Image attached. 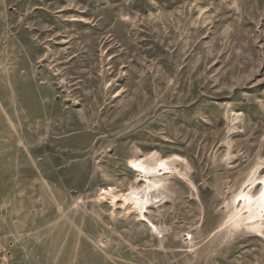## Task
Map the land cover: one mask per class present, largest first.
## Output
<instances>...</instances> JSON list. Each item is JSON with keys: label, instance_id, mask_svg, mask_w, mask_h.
Returning <instances> with one entry per match:
<instances>
[{"label": "rangeland", "instance_id": "1", "mask_svg": "<svg viewBox=\"0 0 264 264\" xmlns=\"http://www.w3.org/2000/svg\"><path fill=\"white\" fill-rule=\"evenodd\" d=\"M263 178L264 0H0V264H264Z\"/></svg>", "mask_w": 264, "mask_h": 264}, {"label": "bare ground", "instance_id": "2", "mask_svg": "<svg viewBox=\"0 0 264 264\" xmlns=\"http://www.w3.org/2000/svg\"><path fill=\"white\" fill-rule=\"evenodd\" d=\"M140 166V175L127 188L126 193L119 196L121 215L143 218L151 208L158 206L171 196L168 179L159 168L154 154L147 155ZM239 207L233 206L230 215L223 223L229 233L239 231L257 232L264 220V178L259 195L253 198L248 192L240 196Z\"/></svg>", "mask_w": 264, "mask_h": 264}]
</instances>
